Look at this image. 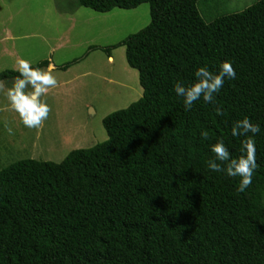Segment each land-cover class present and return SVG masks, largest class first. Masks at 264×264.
I'll use <instances>...</instances> for the list:
<instances>
[{"label": "trees", "instance_id": "obj_1", "mask_svg": "<svg viewBox=\"0 0 264 264\" xmlns=\"http://www.w3.org/2000/svg\"><path fill=\"white\" fill-rule=\"evenodd\" d=\"M198 1L77 0L98 12L150 4L147 26L100 46L109 55L125 46L143 95L103 118L106 140L59 162L0 168V264H264V34L247 9L207 22ZM224 61L236 78H225L214 103L201 98L185 111L175 84L194 83L201 66L218 73ZM18 76L0 71V81ZM245 117L260 125L248 134L259 167L238 192L239 177L207 164L219 140L241 155L232 126Z\"/></svg>", "mask_w": 264, "mask_h": 264}, {"label": "rangeland", "instance_id": "obj_2", "mask_svg": "<svg viewBox=\"0 0 264 264\" xmlns=\"http://www.w3.org/2000/svg\"><path fill=\"white\" fill-rule=\"evenodd\" d=\"M258 1L199 0L197 5L207 22L247 9L252 25L264 34V0L254 7ZM150 21L148 2L98 12L77 0H0V71L14 69L19 58L31 64L50 58L58 81L41 97L51 112L39 129L26 127L0 93V168L28 157L59 162L72 149L106 140L103 118L138 100L143 87L125 46L112 47L110 55L100 46H112ZM7 28L12 37L1 42ZM74 59L69 69L58 68ZM15 79L6 80L5 88ZM5 122L14 134L7 133Z\"/></svg>", "mask_w": 264, "mask_h": 264}, {"label": "clouds", "instance_id": "obj_3", "mask_svg": "<svg viewBox=\"0 0 264 264\" xmlns=\"http://www.w3.org/2000/svg\"><path fill=\"white\" fill-rule=\"evenodd\" d=\"M14 71L19 72L10 88H5L0 82V93H3L10 102L12 110L17 112L28 128L39 129L51 112L50 106L41 99L47 95L50 88L58 85L56 77L52 74L51 67L48 70L33 68L31 63L23 58L16 60ZM196 80L190 85L176 83L174 90L177 96L183 97L185 111H190L194 103L203 98L205 103H214L225 82V78L235 79L236 71L229 61L220 65L218 73L209 71L206 66H201L195 71ZM31 86V91H26ZM218 115H223L221 108L217 107ZM5 130L9 135L14 134L13 129L5 122ZM260 131V125L254 124L248 117L237 120L232 126L234 137H244L241 140L238 157H232L223 140L211 145V151L215 159L209 160L207 167L212 172H225L230 177H239L238 192H244L252 184L253 173L259 167L256 158V147L253 136ZM251 133L253 136H249ZM202 140H209V133L202 130ZM219 161V163L217 162Z\"/></svg>", "mask_w": 264, "mask_h": 264}, {"label": "crops", "instance_id": "obj_4", "mask_svg": "<svg viewBox=\"0 0 264 264\" xmlns=\"http://www.w3.org/2000/svg\"><path fill=\"white\" fill-rule=\"evenodd\" d=\"M6 33L3 35L2 34V36H1V42H5L6 40H8V39H11V37H12V34H11V32H10V30L7 28L6 29V31H5ZM49 60H50V64H49V66L48 67H43V68H41V69H44V68H47V69H49L50 67L52 68V67H56L52 62V60L50 59V58H48ZM112 59V58H111ZM43 60V59H42ZM75 60V59H74ZM41 61V60H40ZM73 61V60H72ZM68 62H70V61H68ZM67 63V62H66ZM33 64V63H32ZM63 64H65V63H63ZM63 64H61V65H59L58 66V68L59 69H61V70H67V69H69L70 67H68L67 69H62L61 68V66L63 65ZM9 69V68H8ZM5 70V69H4ZM6 80H8V79H6ZM6 80H2V81H0V82H2V83H5L6 82ZM26 91H29V90H26ZM31 91V90H30ZM6 100H7V98H6ZM8 101V100H7ZM8 103H9V106H10V102L8 101Z\"/></svg>", "mask_w": 264, "mask_h": 264}]
</instances>
